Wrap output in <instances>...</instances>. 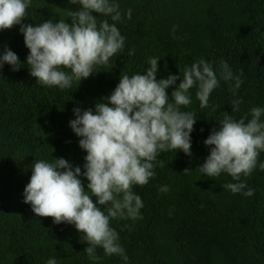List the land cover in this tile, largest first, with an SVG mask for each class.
Listing matches in <instances>:
<instances>
[{"label":"trees","instance_id":"1","mask_svg":"<svg viewBox=\"0 0 264 264\" xmlns=\"http://www.w3.org/2000/svg\"><path fill=\"white\" fill-rule=\"evenodd\" d=\"M119 3L123 17L117 26L126 37L124 52L97 66L98 72L89 78L74 81L70 89L42 86L30 75V50L19 25L0 31V50L10 47L25 62L18 71L7 63L0 70V264H47L51 257L58 264H93L84 251L88 243L81 241L82 233L74 225L53 223V217L37 216L23 202V191L37 159L63 157L83 166L87 153L69 126L73 109L94 107L112 93L122 74L146 71L153 56L161 57L157 79L179 75L200 58L214 67L224 59L243 84L234 94V81H221L206 108L192 90L193 102L183 109L197 117L192 155L161 152L156 175L133 188L144 203L142 219L111 221L129 264H264V171L257 168L242 177L255 189L247 197L223 189L222 184L231 181L229 175L212 178L197 169L210 153L204 140L219 127L223 112L232 113L233 99L243 98L240 111L233 113L237 118L253 106L264 107V0ZM78 7L69 0H33L24 22L62 18L71 24L68 16ZM133 48L135 55L129 56ZM174 87L168 89L170 98ZM259 160L264 161V152ZM163 185L169 186L168 192L159 191ZM97 254L99 264H123L119 256H105L102 248Z\"/></svg>","mask_w":264,"mask_h":264},{"label":"clouds","instance_id":"2","mask_svg":"<svg viewBox=\"0 0 264 264\" xmlns=\"http://www.w3.org/2000/svg\"><path fill=\"white\" fill-rule=\"evenodd\" d=\"M32 2L0 0V31L20 26L30 50L26 64L40 85L70 89L74 81L89 78L98 72L97 66L107 65L124 52L126 37L117 26L123 17L119 0H69L79 6L68 16L71 24L62 18L25 23ZM126 15L132 19V9ZM177 27L172 28L173 38ZM128 55H135V49ZM160 59L149 57L146 71L122 74L112 93L94 107L73 109L75 118L69 126L87 153L82 167L63 157L37 159L31 165L23 202L30 204L37 216L53 217L55 224L74 225L82 233L81 241L88 243L84 251L93 264L101 260L98 248L105 256H119L123 264H129L111 221L142 219L144 203L133 188L146 185L156 175L161 152L182 150L192 155L191 134L197 117L194 111L183 110L193 102L192 90H196L200 107L206 108L221 81H234V94L243 84L241 75L234 74L224 59L214 67L213 62L200 58L180 69L179 75L170 73L157 79ZM6 63L18 71L25 62L5 46L0 50V70ZM171 86L175 87L170 98ZM242 103V97L233 99L232 113L223 112L218 119L219 127L204 140L210 153L197 169L212 178L229 175L231 181L222 184L223 189L250 197L255 189L242 177L257 168L264 171V161L259 160L264 152V107L253 106L237 118L233 113L240 111ZM82 178H86V186ZM159 191L168 192L169 186L163 185ZM47 264H58V260L51 257Z\"/></svg>","mask_w":264,"mask_h":264}]
</instances>
